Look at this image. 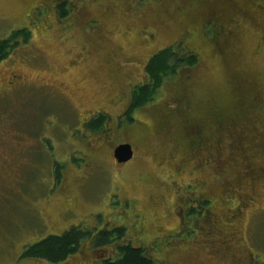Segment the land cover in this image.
Here are the masks:
<instances>
[{
  "label": "rangeland",
  "instance_id": "rangeland-1",
  "mask_svg": "<svg viewBox=\"0 0 264 264\" xmlns=\"http://www.w3.org/2000/svg\"><path fill=\"white\" fill-rule=\"evenodd\" d=\"M60 1L0 0V41L32 32L0 62V264H51L24 252L72 227L91 239L106 223L127 227L135 212L129 240L158 264H251V252L264 264V123L250 125L248 96L264 105V0H68L65 19ZM179 44L199 65L169 77L130 124L147 63ZM231 107L240 126L227 129ZM100 113L104 129H86ZM124 144L134 160L120 166ZM221 232L248 255L223 256L210 239ZM95 251L82 242L66 264H93Z\"/></svg>",
  "mask_w": 264,
  "mask_h": 264
},
{
  "label": "trees",
  "instance_id": "trees-1",
  "mask_svg": "<svg viewBox=\"0 0 264 264\" xmlns=\"http://www.w3.org/2000/svg\"><path fill=\"white\" fill-rule=\"evenodd\" d=\"M58 14L61 19H65L70 15L68 0H61L58 4ZM32 32L28 28L18 29L11 32L9 37L0 41V62L7 60L12 52L19 46V42L23 41V44H28L31 40ZM181 44V43H180ZM176 47H169L159 51L155 54L147 63L145 67V72L148 77V82L142 85L136 86L131 93V102L130 106L125 113L126 120L133 123V114L134 111L145 108L147 105L152 103L155 98L158 96L161 91L165 81L169 77L179 76L185 69L194 68L199 65L200 59L195 50L183 48L181 45ZM176 48V49H175ZM186 49V50H185ZM255 91V89H254ZM248 96L252 100V104L256 106V111L254 116H258L260 121H256L254 118L250 120V125L253 128H258L260 122L264 123V105L260 104L256 98L255 93H248ZM234 104V103H233ZM233 106V105H232ZM231 117L229 114L227 117H231V123L227 124V129H230L232 125L238 120L240 115L236 113L235 110L231 107ZM0 113H2L0 111ZM235 115L237 119L235 120ZM0 118H2L0 116ZM241 120V118H240ZM5 121V120H4ZM242 121V120H241ZM240 126V124L237 125ZM243 126H246L242 123ZM106 125V116L97 115L94 118H91L87 124L86 129L91 132H99L104 129ZM231 125V126H229ZM3 130V129H2ZM245 130V129H243ZM248 132L252 130L248 129ZM253 163V162H251ZM246 164L242 163V165ZM250 165V164H249ZM242 169L248 170V165L244 166ZM55 177L59 182L61 180L60 168L56 166ZM239 175L244 176L242 170ZM202 207L205 208L207 202H202ZM124 229H117L113 233L102 232L94 241L95 247H104L113 244L115 241H121L124 236ZM87 237L86 233L82 232L81 227H73L72 229L66 231L62 235H52L46 239L30 246L26 253V258H34L39 260H44L51 264H60L66 261L79 247L80 243ZM120 259L117 262H105L104 264H153L151 261L146 260L142 256V251H138L130 247L129 245H123L119 248Z\"/></svg>",
  "mask_w": 264,
  "mask_h": 264
},
{
  "label": "flooded vegetation",
  "instance_id": "flooded-vegetation-1",
  "mask_svg": "<svg viewBox=\"0 0 264 264\" xmlns=\"http://www.w3.org/2000/svg\"><path fill=\"white\" fill-rule=\"evenodd\" d=\"M126 113V112H125ZM97 115H105L106 116V123L109 121V116L107 115V114H104V113H100V114H96V115H94V117H96ZM108 116V117H107ZM94 117H92V118H94ZM87 122H88V120H87ZM116 123L117 124H119V122L118 121H116ZM133 149V148H132ZM113 159H114V161L116 162V164L117 165H120V166H126L127 164H129L131 161H133L134 160V152H133V157H132V159L130 160V161H128V162H126V163H120L116 158H115V154H114V152H113ZM250 165H253V163H249ZM249 164H248V167H249ZM245 165V164H244ZM241 166H243L242 164H241ZM247 171V170H246ZM202 204L203 203H201V205H200V208L201 209H203V207H202ZM137 209V208H136ZM188 210V209H187ZM208 211V210H207ZM191 212V211H190ZM189 212V213H190ZM192 212H196V210H192ZM191 212V213H192ZM201 211H198L197 213L199 214ZM184 213H186V211L184 212ZM108 215H109V213H108ZM184 216V215H183ZM204 216H205V214H204ZM136 217H138V215L136 214V212H135V215H134V220L131 222H127V224H126V226L127 227H124V226H115V227H111V224L110 223H106L105 225H104V227L96 234V236L94 237V238H92L91 239V237H92V235H93V232H89V231H84V230H82V232L83 233H86L87 234V237H85V239L82 241V242H87V241H89V242H91L92 243V248H94V249H96V251L94 252V254L95 255H97L96 257H97V259H96V261L95 262H93V264H104L105 262H117V261H119V259H120V256H121V254H120V251H119V248L121 247V246H123V245H129L130 247H132L133 249H135V250H138V251H142V256L146 259V260H148V261H151L153 264H158V262L156 261V259H154V257L149 253V251H148V249L147 248H143V246H139V245H135V244H133L132 243V241H130L129 240V231H132L133 233H136V234H139L140 232H135L134 231V228H135V226L137 225L136 224V222H135V218ZM147 218H145L144 220H146ZM182 219H183V221H184V226H185V218L184 217H181V222H182ZM108 220H111V217L110 216H108ZM144 220H140L139 222H138V224H142L143 226H144V228H145V225H144ZM180 220V219H179ZM128 223L130 224V223H132L131 225H129L128 226ZM114 226V225H113ZM179 226H180V224H179ZM184 226H182V229H181V231L183 230V228H184ZM78 227H81V226H78ZM73 228V227H72ZM72 228H70V229H72ZM130 228V229H129ZM69 229V230H70ZM82 229V228H81ZM119 230V229H124V231H125V233H124V236H123V238H122V240L121 241H115L113 244H111V245H108V246H102V247H95V245H94V241H96V239L98 238V236L100 235V233H102V232H109V233H113V232H115L116 230ZM158 230V229H157ZM213 230H214V232L216 231V227H214V225H213ZM159 231V230H158ZM181 231H178V232H175V231H171V232H166V233H161L160 231V233H157L156 232V234H158V236H157V238H159V237H165V236H170V235H175V234H179ZM66 232V231H65ZM64 232V233H65ZM143 232V231H142ZM62 235V234H61ZM52 236V235H51ZM219 236H221V237H223L222 239H217L216 238V233H214L213 234V237L211 236L210 237V239L212 240V241H214V240H221V241H223L224 242V244H223V247H225L228 251L226 252V253H224L223 252V256H229L231 253L233 254V253H236L237 252V250L238 249H244L245 247H243V246H240V242H236L235 244L234 243H232V241H230V239L231 238H229V235H228V233H224V232H221L220 234H219ZM157 238H156V240H157ZM46 239V238H45ZM44 240V239H43ZM91 240V241H90ZM156 240L154 241V243H153V246H154V250H155V252L156 251H163V249L162 250H160L159 248H157L156 246H155V243H156ZM42 241V240H41ZM239 241H241V240H239ZM40 242V241H39ZM82 242L80 243V245H79V247L77 248V250L75 251V253H73L66 261H64L63 263L64 264H66L67 263V261L71 258V257H73L74 255H76L77 253H79V249H80V247H81V245H82ZM206 244H207V242H205ZM133 244V245H132ZM199 244H201V242H199ZM177 245H182V244H177ZM176 245V246H177ZM240 246V248H238ZM30 247V246H29ZM28 247V248H29ZM110 247H112V249L111 250H109L108 248H110ZM27 248V249H28ZM169 248V247H168ZM168 248H166V249H168ZM236 248V249H235ZM27 249L25 250V252H24V255H25V253H26V251H27ZM244 251V250H243ZM243 251H241V252H239L238 254H236V255H234L233 254V256L234 257H238V258H240V256L242 255V253H243ZM253 251V250H252ZM100 252V253H99ZM23 255V256H24ZM94 255V256H95ZM248 255V251H247V253L242 257V258H240V259H243V258H245L246 256ZM252 257L251 258V260H249V261H251V264H252V259L254 258L253 256H254V254L251 252L250 253V255H249V257ZM25 257V256H24ZM230 257V256H229ZM26 258V257H25ZM250 259V258H249ZM84 260V262L83 263H81V264H89L88 262H87V260L86 259H83ZM240 262H243V261H240ZM61 264V263H60Z\"/></svg>",
  "mask_w": 264,
  "mask_h": 264
},
{
  "label": "water",
  "instance_id": "water-1",
  "mask_svg": "<svg viewBox=\"0 0 264 264\" xmlns=\"http://www.w3.org/2000/svg\"><path fill=\"white\" fill-rule=\"evenodd\" d=\"M115 158L120 162V163H126L130 161L133 157V150L132 147L129 144H124L118 146L115 151Z\"/></svg>",
  "mask_w": 264,
  "mask_h": 264
}]
</instances>
